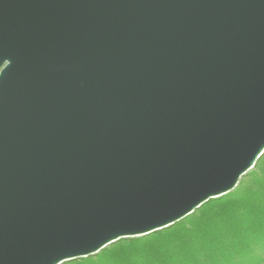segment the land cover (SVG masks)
<instances>
[{"label": "water", "instance_id": "water-1", "mask_svg": "<svg viewBox=\"0 0 264 264\" xmlns=\"http://www.w3.org/2000/svg\"><path fill=\"white\" fill-rule=\"evenodd\" d=\"M264 151V0H0V264L167 227Z\"/></svg>", "mask_w": 264, "mask_h": 264}, {"label": "trees", "instance_id": "trees-1", "mask_svg": "<svg viewBox=\"0 0 264 264\" xmlns=\"http://www.w3.org/2000/svg\"><path fill=\"white\" fill-rule=\"evenodd\" d=\"M59 264H264V151L229 192L173 224Z\"/></svg>", "mask_w": 264, "mask_h": 264}, {"label": "rangeland", "instance_id": "rangeland-1", "mask_svg": "<svg viewBox=\"0 0 264 264\" xmlns=\"http://www.w3.org/2000/svg\"><path fill=\"white\" fill-rule=\"evenodd\" d=\"M136 236H140V235H136ZM128 237H132V236H128ZM126 239H127V238H123V237H122L121 240L124 241V240H126Z\"/></svg>", "mask_w": 264, "mask_h": 264}]
</instances>
